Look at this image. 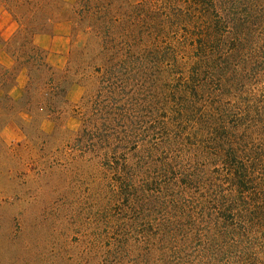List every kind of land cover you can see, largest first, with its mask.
Segmentation results:
<instances>
[{
	"label": "rangeland",
	"instance_id": "1",
	"mask_svg": "<svg viewBox=\"0 0 264 264\" xmlns=\"http://www.w3.org/2000/svg\"><path fill=\"white\" fill-rule=\"evenodd\" d=\"M4 1L0 14L12 15ZM228 3L243 40L223 21L216 29L229 39L221 45L217 35L202 50L176 19L188 13L176 2L152 0L136 26L111 24L103 50L77 26L76 0L47 10L71 21L68 61L56 77L74 83L56 116L0 101V264H264V0ZM103 57L109 66L126 59L123 72L136 75L119 97L128 104L123 121L135 127L119 132L134 137L118 149L93 146L115 132L107 125H92V142H79ZM197 69L206 79L199 92ZM11 79L0 69V83ZM233 150L251 168L242 193H231L224 164ZM137 163L141 192L117 195L116 170ZM219 231L236 233L226 238L237 243L234 262Z\"/></svg>",
	"mask_w": 264,
	"mask_h": 264
},
{
	"label": "trees",
	"instance_id": "2",
	"mask_svg": "<svg viewBox=\"0 0 264 264\" xmlns=\"http://www.w3.org/2000/svg\"><path fill=\"white\" fill-rule=\"evenodd\" d=\"M58 1L59 0H43L42 4L41 0V5L34 0L4 1L5 4L8 5L7 9L12 12V15L20 25L12 40L5 42V44L6 49L15 55L19 64L25 66L29 71V84L20 100L24 106L23 110L27 113H32L34 111L39 112V110H42L47 111L51 116L58 115V113H60L58 110L60 106L58 104L59 102L66 100L68 91L67 87H69V84L72 85L74 83L73 81L68 80L67 75L61 80L57 79V72L45 61L44 51L35 46L32 41L33 34L47 31V26L53 18L52 15H48L47 10L54 5H57ZM151 1L152 0H141L140 2H137L136 0H76L74 12L77 19L75 22L77 26L85 29L89 34L95 35L98 46L103 50L106 46V38L110 32L111 24H115V22L118 21L122 24L133 26L134 22L136 26L142 8L146 7L147 9ZM161 1L170 2L172 4L176 2L179 8H187L188 13L178 14L176 15V19L179 23L191 27L190 31L187 32V35L190 40L196 41V44H198L197 50L212 46L211 43H214L217 35L222 38L220 39V44L222 43V40L225 41V39H229V36H224L225 33L221 35L220 31L216 29V27H218L220 23H223V21H225L230 28L227 30L228 35L236 40H243L244 38V30L242 29L243 24L240 23L239 18H237L236 15L230 12V6L232 4L228 6L230 3H228V0ZM74 54L75 57H77L76 49L72 51L73 56H71V58L73 60ZM102 61V65L99 67L101 75L98 88L100 89L95 96L96 98L93 100L91 99V96L87 97L89 98V104L87 105L88 108L86 109L83 118V128L80 132L81 135L79 137V142H81V140L84 141L85 139L89 140V138H91L92 142V125L95 126V130H101V126L107 125L111 127L112 130H115V132L107 137L103 135L100 136L97 140V144H94L93 146L97 147L98 145L101 149H118L120 144L125 145L132 143V138L134 137V133L129 134V131L126 132L128 133L127 135L119 132L123 123L128 129L135 128L134 119L128 120V122L123 121V111L126 110L125 107H127L128 104L127 101L119 100V97L121 96L120 93L127 88L129 81L132 79L134 80L136 75L133 78L128 71L123 72L125 66L128 65L126 59H122L116 66L112 64L109 66L110 62L108 57H103ZM9 73L12 75L13 79L15 72L10 71ZM44 74L45 76L43 78ZM196 74L197 76H200L199 79H197V82L200 85L195 88V90L199 92V89H205L206 79L204 75L201 76L198 69ZM136 80L138 81L139 79ZM104 92L107 93V98L105 96V98L102 99ZM107 110H109V112ZM114 110L122 111L121 116L118 117L120 113L117 114L116 112L112 115V111ZM106 112H108L107 118ZM115 135H118L119 137H114ZM222 137H224V135H222ZM228 149H230L229 145ZM231 149L239 148L231 147ZM225 158L226 162L224 164L227 167V175L229 176V182L232 186L231 193L245 192V189L248 188V184L250 183L251 168L238 160L237 150L225 153ZM227 160H231L229 161L230 164L227 163ZM137 168H140L139 163H137L132 169L116 170L121 173V176H123L121 181H116L117 195L135 196L141 192L140 187L137 184L140 169ZM191 176L197 178L199 175L195 171L191 173ZM166 188V190H168V187ZM230 216L232 218L234 217V214H230ZM220 218L224 219L222 223H228L226 221L229 219H227L225 215L219 216V220ZM258 218L262 219L263 217L258 216ZM218 234L220 242L221 240L223 242V252L225 253V256L226 252L229 251L228 248H230V257L233 258L232 252L237 248V243L228 246L226 238L231 240L233 238L228 237V235L235 237L236 233L233 234L226 231H219ZM239 253L240 255L238 258L243 256L242 251H239ZM248 258V261L252 260L250 257ZM232 261L234 262V258ZM238 262L240 261L238 260Z\"/></svg>",
	"mask_w": 264,
	"mask_h": 264
},
{
	"label": "crops",
	"instance_id": "3",
	"mask_svg": "<svg viewBox=\"0 0 264 264\" xmlns=\"http://www.w3.org/2000/svg\"><path fill=\"white\" fill-rule=\"evenodd\" d=\"M55 20H51L47 31L33 34L32 41L35 46L44 51L46 63L58 72L66 66L68 61L71 47L68 30L71 21ZM19 26V22L13 15L0 14V69L2 74L10 71L15 72L13 79L6 85H3V82L0 83V101L19 102L29 84L28 69L19 64L15 55L6 49L5 44L12 40ZM3 44L4 48H2Z\"/></svg>",
	"mask_w": 264,
	"mask_h": 264
}]
</instances>
